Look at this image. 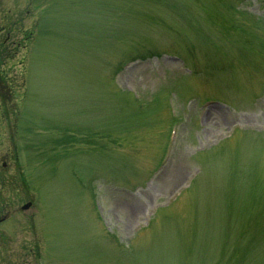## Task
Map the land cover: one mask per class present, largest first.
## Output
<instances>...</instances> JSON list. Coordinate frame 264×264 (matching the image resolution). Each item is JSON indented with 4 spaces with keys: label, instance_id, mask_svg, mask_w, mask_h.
<instances>
[{
    "label": "rangeland",
    "instance_id": "374dc122",
    "mask_svg": "<svg viewBox=\"0 0 264 264\" xmlns=\"http://www.w3.org/2000/svg\"><path fill=\"white\" fill-rule=\"evenodd\" d=\"M0 77V264H264V0H0Z\"/></svg>",
    "mask_w": 264,
    "mask_h": 264
},
{
    "label": "bare ground",
    "instance_id": "6f19581e",
    "mask_svg": "<svg viewBox=\"0 0 264 264\" xmlns=\"http://www.w3.org/2000/svg\"><path fill=\"white\" fill-rule=\"evenodd\" d=\"M210 110V109H209ZM209 113V112H208ZM208 115V114H207ZM140 204V202L139 201H137L136 203H135V205L134 206H132V207H138V205ZM131 208V207H130Z\"/></svg>",
    "mask_w": 264,
    "mask_h": 264
},
{
    "label": "trees",
    "instance_id": "16d2710c",
    "mask_svg": "<svg viewBox=\"0 0 264 264\" xmlns=\"http://www.w3.org/2000/svg\"><path fill=\"white\" fill-rule=\"evenodd\" d=\"M3 82V77H0V83H2Z\"/></svg>",
    "mask_w": 264,
    "mask_h": 264
},
{
    "label": "water",
    "instance_id": "95a60500",
    "mask_svg": "<svg viewBox=\"0 0 264 264\" xmlns=\"http://www.w3.org/2000/svg\"><path fill=\"white\" fill-rule=\"evenodd\" d=\"M28 207V205H26V207L25 208H27Z\"/></svg>",
    "mask_w": 264,
    "mask_h": 264
},
{
    "label": "flooded vegetation",
    "instance_id": "af4514ba",
    "mask_svg": "<svg viewBox=\"0 0 264 264\" xmlns=\"http://www.w3.org/2000/svg\"><path fill=\"white\" fill-rule=\"evenodd\" d=\"M1 222V221H0Z\"/></svg>",
    "mask_w": 264,
    "mask_h": 264
}]
</instances>
